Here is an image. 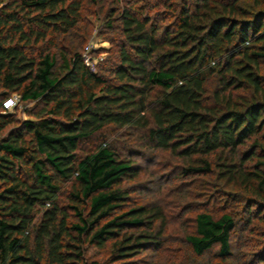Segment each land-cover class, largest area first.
<instances>
[{"label":"trees","instance_id":"trees-1","mask_svg":"<svg viewBox=\"0 0 264 264\" xmlns=\"http://www.w3.org/2000/svg\"><path fill=\"white\" fill-rule=\"evenodd\" d=\"M82 5L0 0V264H99L87 245H110L111 264H127L160 245L162 208L127 203L123 185L137 175L127 154L138 132L181 157L183 175L217 167L257 196L248 222L264 221L253 214L264 206V0H181L165 29L123 8L118 25L108 22L116 50L95 65L57 40L77 26ZM13 95L35 103L27 119L5 112ZM252 139L245 160L238 153ZM236 228L233 211L204 210L186 241L196 258L218 247L232 264Z\"/></svg>","mask_w":264,"mask_h":264},{"label":"rangeland","instance_id":"rangeland-1","mask_svg":"<svg viewBox=\"0 0 264 264\" xmlns=\"http://www.w3.org/2000/svg\"><path fill=\"white\" fill-rule=\"evenodd\" d=\"M82 1L77 26L70 33L59 35L57 40L63 48H75L88 53V56L93 54L94 65L108 58L109 49L114 50L113 46L118 45L120 35L108 27V22L111 19L118 25V14L123 8H131L141 16L148 15L151 22L165 29L174 24L176 13L174 5L180 7L181 4V0ZM88 46L89 52L86 51ZM52 50L55 51L54 48ZM32 108H35V103L18 102L16 110L13 111L19 119L25 120L28 118L27 110ZM132 138L123 136L122 141L128 142ZM133 139L134 145L127 155L134 154L137 175L123 182L124 187H128L130 192L127 203L160 206L164 221L157 222L156 230L163 227L164 231L159 240L160 245L147 244L143 251L126 260L127 264H223L215 256L218 247L208 255L196 258L191 245L186 241L187 235L195 231L196 214L204 210L219 216L227 211L235 213L237 228L233 234L232 264H252L254 260L264 264V261H260L263 259L264 250V221L256 218L250 223L247 219L250 213L246 205L258 198L255 194L241 191L238 186L223 178L215 166L220 162L218 154L213 156L216 167L213 172L183 175L186 163L181 157L147 144L139 132L135 133ZM253 139L240 149L238 154L241 158L246 160V152L256 147L252 143ZM258 139V143L264 145V129ZM250 162L247 166L254 165V161ZM254 209L255 215L264 212L263 205ZM109 246L99 248L87 245L88 258L91 261H98L99 264H111Z\"/></svg>","mask_w":264,"mask_h":264},{"label":"built area","instance_id":"built-area-1","mask_svg":"<svg viewBox=\"0 0 264 264\" xmlns=\"http://www.w3.org/2000/svg\"><path fill=\"white\" fill-rule=\"evenodd\" d=\"M89 50H90V48L88 46L86 51L89 52ZM18 101H19L18 95H13V96L7 98L3 103L4 108H5V112L13 111L16 108Z\"/></svg>","mask_w":264,"mask_h":264}]
</instances>
